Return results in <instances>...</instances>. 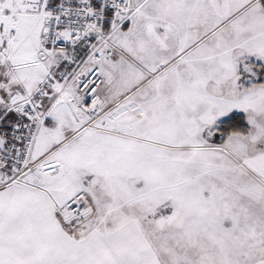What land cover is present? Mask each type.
I'll list each match as a JSON object with an SVG mask.
<instances>
[{"label":"snow or ice","instance_id":"6c2138e0","mask_svg":"<svg viewBox=\"0 0 264 264\" xmlns=\"http://www.w3.org/2000/svg\"><path fill=\"white\" fill-rule=\"evenodd\" d=\"M0 264H264V0H0Z\"/></svg>","mask_w":264,"mask_h":264}]
</instances>
